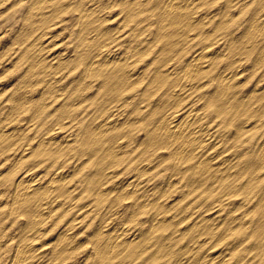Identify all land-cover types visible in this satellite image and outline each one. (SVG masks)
Returning <instances> with one entry per match:
<instances>
[{"label": "rangeland", "instance_id": "obj_1", "mask_svg": "<svg viewBox=\"0 0 264 264\" xmlns=\"http://www.w3.org/2000/svg\"><path fill=\"white\" fill-rule=\"evenodd\" d=\"M196 6L195 26L168 43L159 36L154 0H0V264H13L17 249L33 239L36 248L25 264H202L214 255L215 264H264L255 236L264 190L258 177H264V170L248 180L253 159L264 146V30H257L264 18V0H199ZM248 33L254 38L240 49ZM204 47L220 55L205 60L185 91L164 95L167 85L158 84L157 72L171 62L175 66L168 72L178 76ZM101 51L115 56L114 64L130 69L131 77L105 81L109 73L89 75L92 56ZM224 79L230 80L229 88L221 90L217 86ZM247 99L252 106L239 109L232 119V103ZM220 107L226 112L219 114ZM170 109L198 115L205 136L213 135L195 157L180 161L171 149H153L150 131ZM106 119H112L116 128L104 136L94 134ZM47 137L56 143L46 147ZM121 140L118 156L106 155ZM206 151L218 156L221 164L216 173L200 178L193 168ZM60 170L65 187L51 194L58 204L52 203L51 215L44 217L37 235L25 211L13 208L18 181L35 176L44 185ZM106 171L112 174L104 179ZM130 183L141 193L125 187ZM102 185H107V194L98 197ZM122 226L137 233L130 248L100 253L108 233ZM64 236L69 244L58 247Z\"/></svg>", "mask_w": 264, "mask_h": 264}, {"label": "bare ground", "instance_id": "obj_2", "mask_svg": "<svg viewBox=\"0 0 264 264\" xmlns=\"http://www.w3.org/2000/svg\"><path fill=\"white\" fill-rule=\"evenodd\" d=\"M141 1V0H140ZM197 1H199V0H154V9H156V15H157V17L159 18V20H160V23H161V25H160V27H159V30H160V37H164V38H167L168 39V43H172V39L173 38H175V37H177L178 35H182L184 32H186V29H188L189 27H192V26H195V21H197L196 19V16L199 14V11H198V9H197V6H196V4H197ZM143 2V1H142ZM205 2V1H204ZM206 2H208V1H206ZM59 3H61V2H59ZM146 3V2H145ZM140 4V3H139ZM60 5H62V4H60ZM146 5V4H145ZM144 5V6H145ZM200 5V4H199ZM49 7H50V5H49ZM41 8V7H40ZM57 8H58V6H57ZM54 9V8H53ZM59 9V8H58ZM139 10V9H138ZM263 11V10H262ZM40 12V11H39ZM263 14L264 13H262V16H263ZM261 15V14H260ZM261 17V16H260ZM259 17V18H260ZM250 18V17H249ZM108 19V18H107ZM202 19V18H201ZM255 19H257V17L255 18ZM143 21V20H142ZM260 22H261V28H259V29H257L258 31H262V30H264V18L263 17H261V20H260ZM42 26V25H41ZM98 31H99V29H98ZM131 31H132V29H131ZM255 31H256V29H255ZM102 34H103V32H102ZM104 34H106V33H104ZM146 34V33H145ZM99 35V34H98ZM192 35V34H191ZM254 33H251L250 35H249V33H248V35H246L243 39H242V43L240 44L239 43V45H240V49H244V48H246L251 42H252V40H253V38H254ZM103 36V35H102ZM138 36V35H137ZM233 36V35H232ZM145 38V37H144ZM145 41V40H144ZM233 42H235V41H233ZM49 43V42H48ZM93 43V42H92ZM108 43V42H107ZM247 43H249L248 45H247ZM42 44V43H41ZM104 44V43H103ZM106 44V43H105ZM111 44V43H110ZM107 45V44H106ZM168 45V44H167ZM103 46V45H102ZM78 48V47H77ZM203 49V48H202ZM201 49V50H202ZM41 50V49H40ZM167 50V49H166ZM26 51V50H25ZM104 51V50H103ZM103 51H101V52H99V53H97L95 56H92L93 58L91 59V61H90V63H89V65L87 66V71H88V74L89 75H94V74H96V73H98V74H106V73H109L108 74V76H106V78L104 79L105 81H107L108 79H112V76L114 77V78H121V80L122 81H127L130 77H131V74H130V71L129 70H127V68H124L123 66H122V64L121 65H117L118 63H115L114 64V62H115V56H114V58L112 57V54L111 53H103ZM129 52V51H128ZM260 52H262L261 50H260ZM259 52V53H260ZM16 53V52H15ZM218 54L220 55V53L217 51V50H215V49H213V48H205L204 47V49L201 51V52H199L198 54H196L190 61H189V63L184 67V69L182 70V73H178V76H175V77H173V76H170V72H168V70L169 69H171L172 67L174 68V66L175 65H173V66H170V63H168V64H166L165 65V68H164V71L163 70H159L158 72H157V74H156V80H157V82H158V84L159 85H167V87H166V90H165V92H164V95H172V93H175L176 95H177V93H180V92H183V91H185L186 90V87H187V84H189L188 82H192V81H194L195 79H197V77H198V75H199V73L201 72V69H199V68H202L201 67V65L202 64H204L205 63V60L207 61V60H209V59H213V58H216V57H218ZM222 54V53H221ZM229 54V53H228ZM48 55V54H47ZM90 55H92V54H90ZM225 55V54H224ZM117 56V55H116ZM170 56H168V58H169ZM52 60H53V58H52ZM56 60V59H55ZM174 60V59H173ZM54 61V60H53ZM140 61V60H139ZM41 62V61H40ZM54 63V62H53ZM172 63H174L175 64V62H172ZM75 64V63H74ZM230 64V63H229ZM41 65V64H40ZM54 65V64H53ZM1 68V67H0ZM62 69V68H61ZM109 71H111V72H109ZM170 71V70H169ZM5 73V72H4ZM133 73V72H132ZM240 74V73H239ZM177 75V74H176ZM228 77V76H227ZM231 77H233V75L231 76ZM40 79V78H39ZM132 79V78H131ZM34 81H36L35 79H34ZM34 81H32V82H34ZM207 81H208V79H207ZM229 79L226 81V79H224V80H221L220 82V84H219V86H217L219 89H221V90H224L225 88H227L229 85ZM133 82V81H132ZM28 83V82H27ZM128 83V82H127ZM126 83V84H127ZM168 83V84H167ZM231 83V82H230ZM112 82H111V84H110V88L112 87ZM124 85V84H123ZM105 88V87H104ZM106 88H107V86H106ZM229 88V87H228ZM227 88V89H228ZM164 90V89H163ZM220 90V91H221ZM102 94V93H101ZM232 94V93H231ZM77 95V94H76ZM184 95V94H183ZM229 95H230V93H229ZM179 96V95H178ZM231 96H234V94L233 95H231ZM254 97V96H253ZM233 98V97H232ZM261 98V97H260ZM264 99V98H263ZM262 99V100H263ZM24 100H25V98H24ZM38 100V99H37ZM225 100H226V98H225ZM231 100V99H230ZM241 100H244V98L243 99H241ZM241 100H236V101H234L233 103H232V108L234 109V111H232L233 112V115H232V119H233V117H234V119L236 118V116H237V112H238V110L239 109H242V110H245L246 108H248V106H252L251 105V102L252 101H248V99H247V101H241ZM26 101V100H25ZM145 101V100H144ZM240 101H241V103H240ZM163 103H164V101H163ZM219 103V102H218ZM255 103V102H254ZM264 103V102H263ZM212 104H213V102H212ZM222 104H226V102L225 103H222ZM220 105V104H219ZM218 105V106H219ZM160 107V106H159ZM258 107V106H257ZM174 109V108H173ZM173 109H170V110H168L163 116H161L160 117V119H158L157 120V122L155 123V125H153V128L151 129V131H150V134H151V137H152V139H153V141H152V143H151V145H152V147H153V149H155V148H162V147H164V148H168V149H171L172 150V154H173V156L175 157V158H177V159H179L180 161H182V160H187V159H189V158H192V157H195L196 155V153H194V152H196L198 149H201L204 145H206V143H208L210 140H211V138L213 137V135H212V137L210 138V137H208L207 135L205 136V134H204V129L202 128V126H201V124L199 123L200 121L199 120H201V119H198L196 116H198V115H196V116H193L194 114H192V113H187V114H178V112L177 111H175V110H173ZM217 110H219V109H221V110H219L218 111V113L220 114V113H224V112H226V107H220L219 109L218 108H216ZM254 109H255V107H254ZM154 110V109H153ZM152 110V111H153ZM156 110V109H155ZM230 110V109H229ZM228 110V111H229ZM246 111V110H245ZM259 111V110H258ZM103 112V111H102ZM151 112V111H150ZM149 112V113H150ZM156 112V111H155ZM55 113V112H54ZM152 113V112H151ZM162 113V112H161ZM228 113V112H227ZM227 113H225L224 115H225V117H226V120H228L227 119ZM236 113V114H235ZM247 113V112H246ZM253 113V112H252ZM251 113V114H252ZM250 114V115H251ZM257 114V113H256ZM66 115V114H65ZM158 115H159V113H158ZM223 115V116H224ZM149 116V115H148ZM251 117H254V116H251ZM155 118V117H154ZM201 118V117H200ZM230 118V119H231ZM242 118V117H241ZM225 119V118H224ZM224 119H223V121H224ZM229 119V120H230ZM102 120V119H101ZM150 120V119H149ZM155 121V120H154ZM240 121H242V122H244L243 121V118L240 120ZM263 121V120H262ZM100 122V121H99ZM115 122V121H114ZM258 122V121H257ZM154 123V122H153ZM227 123H228V121H227ZM226 124V123H225ZM225 124H224V126H225ZM232 124V123H231ZM234 124V123H233ZM238 124H239V122H238ZM248 124H250V122L248 123ZM242 125V123L239 125V127ZM253 125H255V124H253ZM260 125H263L262 123L260 124ZM234 126L236 127V125L234 124ZM248 126V125H247ZM258 126V125H257ZM226 127H228V126H226ZM114 128H116V125L115 124H113V121H112V119H110V120H108V119H106L105 121H104V123H103V125H101V126H99V128L96 130V132L94 133V134H96V135H99V136H104V135H106V132H108V131H110V130H113ZM248 128V127H247ZM250 128V127H249ZM260 128V127H259ZM262 128V127H261ZM260 128V129H261ZM264 128V127H263ZM95 129V128H94ZM242 129L244 130V128L242 127ZM252 129V128H251ZM250 129V130H251ZM86 130V129H85ZM126 130V129H125ZM230 130V129H229ZM232 130V129H231ZM253 130V133H254V131L256 130V129H252ZM262 130V129H261ZM223 131H225V129L223 130ZM258 131V130H257ZM264 131V130H263ZM87 132H88V130H87ZM116 132V131H115ZM225 132H227V131H225ZM122 133V132H121ZM208 134V133H207ZM204 135V136H203ZM210 135V134H209ZM240 135V134H239ZM219 136V135H218ZM83 137V136H82ZM48 138V137H47ZM54 138V137H53ZM120 138H121V136H120ZM82 139V138H81ZM113 140H114V138H113ZM117 140H118V138H117ZM124 140V139H123ZM54 140H52V139H50L49 140V138L46 140V141H44V143H46L47 145H46V147H48L49 145H50V143H52ZM115 141V140H114ZM247 141H248V139H247ZM29 142V141H28ZM55 142V141H54ZM211 142H212V140H211ZM210 142V143H211ZM235 142V141H234ZM233 142V143H234ZM56 143V142H55ZM107 143H109V141L107 142ZM122 143H123V141L121 140L120 142H117L115 145H113V146H111L107 151H106V155H108V156H111V158L112 159H114V158H116L117 156H118V152H119V150H120V147H122ZM125 143V142H124ZM29 144V143H28ZM40 144H42V143H40ZM65 144V143H64ZM242 144H244V143H242ZM107 145V144H106ZM109 145V144H108ZM124 145V144H123ZM262 145V144H261ZM264 145V144H263ZM39 146H41V145H39ZM99 145H97V147H98ZM224 146V145H223ZM106 147V146H105ZM109 147V146H108ZM240 147H242V146H240ZM263 147V149H262V153L261 154H258V155H256V157L253 159V165H252V167L251 168H249V178H248V180L249 181H252V180H254L255 178H257V176L259 175L258 173L261 171V170H264V146H262ZM76 148H77V146H76ZM95 148V147H94ZM107 148V147H106ZM204 148H205V146H204ZM233 148V147H232ZM40 149V148H39ZM97 149V148H96ZM230 149H231V147H230ZM89 150V149H88ZM88 150H87V152H88ZM100 149L98 148V151H99ZM101 150H102V148H101ZM238 150V149H237ZM36 151V150H35ZM84 151V150H83ZM86 151V150H85ZM90 151V150H89ZM93 151V155H94V152H95V150L93 149L92 150ZM91 151V152H92ZM202 151H203V149H202ZM261 151V150H260ZM90 152V153H91ZM233 152V151H232ZM235 152H236V150H235ZM198 153V152H197ZM200 153H202V152H200ZM199 153V154H200ZM89 154V153H88ZM203 154V153H202ZM249 154H250V152H249ZM87 155V154H86ZM120 155V154H119ZM201 155V154H200ZM199 155V156H200ZM213 155V154H212ZM212 155H210V152L208 151H206L203 155H202V157L199 159V161H198V163L194 166V168H193V174L195 175H197L198 177H203V176H210V174L209 173H211V172H214V173H216V171H217V167L216 166H218L219 164H221V163H219L220 161L218 160L219 158H218V156H212ZM198 156V157H199ZM24 157V156H23ZM233 157H234V154H233ZM235 158V157H234ZM252 159V158H251ZM102 160L103 161H106V157L105 158H102ZM229 160V159H228ZM245 160H246V158H245ZM98 161V160H97ZM252 161V160H251ZM115 162V161H114ZM225 162L226 161H224V164H225ZM229 163H230V161H228ZM232 163V162H231ZM98 164L99 165H101V166H103L102 164H104V163H102V161L101 162H98ZM147 164V163H146ZM150 164V163H149ZM228 164V163H227ZM226 164V165H227ZM190 165V164H189ZM230 165V164H229ZM234 165H235V163H234ZM248 165V164H247ZM152 166V165H151ZM228 166V165H227ZM233 166V165H232ZM245 166V165H244ZM118 167V166H117ZM147 167H149V166H147ZM146 167V168H147ZM185 167V166H184ZM219 167H220V165H219ZM112 167H109L108 169H111ZM143 168H144V166H143ZM142 168V169H143ZM230 168V167H229ZM229 168H226V169H229ZM233 168H234V166H233ZM243 168V167H242ZM148 169H150V167L148 168ZM223 169V168H222ZM221 169V170H222ZM225 169V170H226ZM1 170V169H0ZM189 170V169H188ZM195 170V171H194ZM215 170V171H214ZM220 170V171H221ZM239 170V169H238ZM237 170V171H238ZM243 170V169H242ZM97 171H98V169H97ZM219 171V170H218ZM236 171V170H235ZM231 172V171H230ZM32 173V172H31ZM98 173V172H97ZM97 173H96V175H95V177L97 176ZM179 173V172H178ZM51 174H53V173H51ZM50 174V175H51ZM112 174V171H106L105 173H104V176L102 177V178H104V179H106V178H110V175ZM114 174V173H113ZM207 174H209V175H207ZM211 174H213V173H211ZM246 174V173H245ZM29 175V174H28ZM31 176H32V174H30ZM64 171H61L60 170V172H58L57 171V173L56 174H54V176L50 179V180H48V182L47 183H44V185H43V183L42 182H44V181H42V182H39V181H41V180H39L40 179V177H38V179L34 176V177H31V178H26V177H20L21 179L18 181V186H17V191H16V193H15V196H14V202H13V208L15 209V210H17V211H19L20 209H22V210H24L25 211V213H26V215H28L29 216V218H30V220H31V222L33 223V225L35 224V232H36V234L37 233H39L40 234V230H41V226H42V222H43V220H44V217L46 216V215H51V211H52V209L54 208H52V203H54L55 201H53V199L51 198V194L53 193V192H55V191H60V190H63L64 189V187H65V182L63 181L64 180ZM222 175H223V173H222ZM262 175V174H261ZM1 176V175H0ZM263 176V175H262ZM261 176V177H262ZM43 177V176H42ZM42 177H41V179H42ZM49 177V176H48ZM47 177V178H48ZM70 177V176H69ZM118 177V176H117ZM122 177V176H121ZM260 176L258 177V179H260L261 180V182L262 181H264V177L263 178H261ZM119 178V177H118ZM204 178V177H203ZM202 178V179H203ZM112 179H114V178H112ZM132 179V178H131ZM181 179V178H180ZM206 179V178H205ZM257 179V180H258ZM94 180V179H93ZM92 180V184H93V181ZM101 180V179H100ZM191 180V179H190ZM201 180V179H200ZM204 180V179H203ZM203 180H201V181H203ZM113 181V180H112ZM206 181V180H205ZM238 181V180H237ZM248 181V182H249ZM133 183H134V181H132ZM141 182V181H140ZM144 182V181H143ZM214 182V181H213ZM217 182V181H216ZM229 182V181H228ZM247 182V181H246ZM108 183V182H107ZM133 183H130L131 185H127V186H125V187H127V188H129L130 186V191H135V190H137L138 189V191H139V193H141L140 192V189L138 188L139 186L138 185H133L132 186V184ZM180 183V182H179ZM203 183V182H202ZM220 183V182H219ZM236 183V182H235ZM205 184V183H204ZM212 184V183H211ZM240 184V183H239ZM239 184H237V185H239ZM243 184V183H242ZM245 184V183H244ZM252 184H253V182H252ZM209 185H210V183H209ZM213 186L215 185L214 183L212 184ZM211 185V186H212ZM107 185H102L101 187H100V189L98 190V192H97V196L99 197V196H105L106 194H107V191H105V187H106ZM212 186V187H213ZM232 186V185H231ZM231 186H229V187H231ZM245 186H247V184L245 185ZM95 187V186H94ZM189 187V186H188ZM207 187V186H206ZM215 187H217V186H215ZM236 187V186H235ZM241 187H243V186H241ZM240 187V188H241ZM41 188V189H40ZM67 188V187H66ZM96 188V187H95ZM222 188H224V187H222ZM222 188L220 189V190H222ZM43 189H45V190H43ZM43 191V192H40V191ZM67 190V189H66ZM92 191H93V189H91ZM90 190V191H91ZM95 190V189H94ZM189 190V189H188ZM207 190H208V188H207ZM213 190H214V187H213ZM212 190V191H213ZM218 190V189H217ZM219 190V191H220ZM241 190V189H240ZM91 191V192H92ZM128 191V190H127ZM126 191V192H127ZM194 191V190H193ZM211 191V190H210ZM211 191V192H212ZM216 191V190H215ZM244 191V190H243ZM63 192V191H62ZM192 192V191H191ZM200 192H203V191H199L198 192V194L200 195ZM135 193H137V192H135ZM193 193V192H192ZM219 193V192H218ZM67 194V193H66ZM198 194H196V196L198 195ZM203 194V193H202ZM212 194V193H211ZM64 195V194H63ZM144 195V194H143ZM218 195V194H217ZM220 195H221V191H220ZM229 195V194H228ZM135 196H137V194L135 195ZM222 196V195H221ZM224 196H227L226 195V193H225V195ZM259 196V195H258ZM100 197V198H101ZM129 197V196H128ZM145 197V196H144ZM144 197L143 196H141V197H139L138 196V199L139 198H143V201H144ZM169 197V196H168ZM171 197V196H170ZM57 198V197H56ZM135 198V200H136V197H134ZM196 198H199V196L198 197H196ZM196 198H195V200H196ZM202 198V197H201ZM215 198V197H214ZM217 198H218V196H217ZM216 198V199H217ZM220 198V197H219ZM228 198V197H227ZM99 199V198H98ZM158 199V198H157ZM222 200H223V197L221 198ZM260 199V201H259V204H258V215H260L259 216V219H260V223H259V225L256 227L257 229H256V231H255V236H256V240H257V244H258V246L264 251V190H263V192H262V195H261V197L259 198ZM58 200V199H57ZM134 200V201H135ZM165 200V199H164ZM215 200V199H214ZM220 200V199H219ZM138 201V200H137ZM142 201V202H143ZM146 201V200H145ZM144 201V202H145ZM152 201V200H151ZM171 201V200H170ZM190 201H192V200H190ZM57 202V201H56ZM55 202V203H56ZM143 202V203H144ZM149 202V201H148ZM167 202H169V201H167ZM197 202H198V200H197ZM218 202V201H217ZM225 202V201H224ZM134 203H136V202H134ZM223 202H221V204H222ZM248 203V202H247ZM253 203V202H252ZM57 204H58V202H57ZM93 205H94V203H92ZM95 204H97L96 202H95ZM99 204V203H98ZM161 204V203H160ZM166 205H167V203H165ZM178 204V203H177ZM201 204H202V202H201ZM201 204H199V205H201ZM228 204V203H227ZM59 205H60V203H59ZM134 205V204H133ZM165 205V206H166ZM203 205V204H202ZM54 206V205H53ZM147 206V205H146ZM217 206V205H216ZM245 206V205H244ZM56 207V206H55ZM67 207V206H66ZM133 207V206H132ZM139 207H140V204H139ZM167 208H168V206H166ZM209 207V206H208ZM95 208V207H94ZM166 208V209H167ZM186 208V207H185ZM241 208V207H240ZM174 209V208H173ZM211 209V208H210ZM218 209V208H217ZM11 210V209H10ZM135 210H136V208H135ZM169 210L170 209H168V213H169ZM208 210V209H207ZM142 211V210H141ZM219 211V210H218ZM254 211V210H253ZM55 212V211H54ZM176 212V211H175ZM243 212V211H242ZM250 212V211H249ZM173 213H174V211H173ZM197 213V212H196ZM241 213V212H240ZM79 214V213H78ZM178 214V213H177ZM253 214V213H252ZM255 214V213H254ZM58 215V214H57ZM191 215V214H190ZM193 215H194V213H193ZM230 215V214H229ZM173 216V218H175L174 217V214L172 215ZM179 216H181L180 214H179ZM159 217H161V216H159ZM169 217V216H168ZM170 217H171V215H170ZM169 217V218H170ZM178 217V216H177ZM182 217V216H181ZM189 217H191V216H189ZM235 217V216H234ZM253 217V216H252ZM77 218H78V215H77ZM84 218V217H83ZM172 218V219H173ZM213 218V217H212ZM232 218V217H231ZM237 218V217H236ZM235 218V219H236ZM159 219V218H158ZM162 219V218H161ZM166 219V218H165ZM203 219H205V218H203ZM239 219V218H238ZM29 220V221H30ZM163 220H164V218H163ZM174 220V219H173ZM241 220V219H240ZM161 221V220H160ZM226 221V220H225ZM225 221H224V223H225ZM188 222V221H187ZM232 222V221H231ZM240 222V221H239ZM245 222V221H244ZM171 223H173V221L171 222ZM199 223V222H198ZM233 223V222H232ZM246 223V222H245ZM137 224V223H136ZM158 224V223H157ZM163 224V223H162ZM204 224H205V221H204ZM229 225H230V223H228ZM227 224V225H228ZM154 225H155V223H154ZM175 225H177V224H175ZM207 225H208V223H207ZM237 225H240V224H237ZM236 225V226H237ZM243 225H244V223H243ZM242 225V226H243ZM115 226V225H114ZM152 226H153V222H152ZM169 226V225H168ZM200 226V225H199ZM219 226V225H218ZM233 226V225H232ZM232 226H230L231 227V229H232ZM131 227V226H130ZM170 227V226H169ZM223 228H224V226H222ZM235 227V226H234ZM240 227V226H239ZM244 227V226H243ZM248 227V226H247ZM29 228V227H28ZM173 228H175V227H173ZM202 228V227H201ZM238 228V227H237ZM255 228V227H254ZM149 229V228H148ZM215 229V228H214ZM226 229V228H225ZM234 229V228H233ZM239 229V228H238ZM101 230V229H100ZM150 230V229H149ZM165 230H168V227H167V229L165 228ZM178 230L179 229H177V232H178ZM189 230V229H188ZM187 230V231H188ZM212 230H213V228H212ZM222 230V229H221ZM220 230V231H221ZM151 231V230H150ZM156 231V230H155ZM154 231V232H155ZM171 231V230H170ZM170 231H169V235H170ZM228 231H229V229H228ZM101 232H102V230H101ZM136 231H132L130 228H125V227H119V228H117V229H114L113 231H110L108 234L110 235L109 236V238H108V240L104 243V245H100V247H99V251H100V253H103L104 251H105V249H113V250H115V251H119V252H123L124 250H126L127 251V248L129 247L130 248V245H132L133 243H134V241L136 240V237H137V233H135ZM148 231H146V233H147ZM152 232V231H151ZM153 232V233H154ZM176 232V233H177ZM186 232V231H185ZM204 233H205V231H203ZM217 232H218V229H217ZM244 231H242V234L244 235V233H243ZM104 233V232H103ZM106 233H107V231H106ZM146 233H144V234H146ZM166 233V232H165ZM184 232H182L181 231V234H183ZM196 233V232H195ZM200 233H202V232H200ZM105 234V233H104ZM174 234V233H173ZM172 234V235H173ZM203 234V233H202ZM220 234V233H219ZM227 234V233H226ZM240 234V233H239ZM38 235V234H37ZM37 235H35V236H33V238L34 237H37ZM159 235V234H158ZM162 235V234H161ZM165 235V234H164ZM168 235V234H167ZM186 235H188L187 233H186ZM40 236V235H39ZM104 236V235H103ZM179 236H181V235H179ZM196 236V235H195ZM214 236V235H213ZM240 236H241V234H240ZM96 237V236H95ZM99 237H100V233H99ZM159 236H157V238H158ZM170 237V236H169ZM189 237V236H188ZM144 238V237H143ZM171 238V237H170ZM175 238V236L172 238V240ZM182 238V237H181ZM191 238H192V236H191ZM191 238H188L189 239V241H190V239ZM217 238V237H216ZM216 238H215V240H216ZM225 238H226V236H225ZM67 239V237L65 238V236L64 237H62L59 241H58V243H57V246L58 247H61L62 245H65V246H62V247H64V248H66V244H69L68 242L69 241H67L66 240ZM159 239V238H158ZM195 239V238H194ZM219 239V238H218ZM223 239V238H222ZM141 240H142V238H141ZM169 240V239H168ZM176 242H180V241H178V239H177V236H176ZM175 240H174V243L175 244H173L172 243V246H171V248L174 246V245H176V242H175ZM245 240V239H244ZM139 241H140V238H139ZM143 241V240H142ZM145 241V240H144ZM143 241V242H144ZM167 241V240H166ZM192 241H193V239H192ZM191 241V242H192ZM149 242V241H148ZM171 242H173V241H171ZM35 239H33L32 241H30V242H28L27 244H25L24 246H21V247H19L18 249H17V251H16V254H15V261H14V263L13 262H11V263H13V264H25V262H26V260L28 259V257L30 256V253H32L34 250H35ZM152 243V242H151ZM188 243H190V242H188ZM227 243V242H226ZM245 243V242H244ZM136 244V243H135ZM142 244V243H141ZM146 244H147V242L145 243V246H146ZM154 244V243H153ZM169 244V243H168ZM171 244V243H170ZM191 244V243H190ZM252 244V243H251ZM73 245V244H72ZM144 245V244H143ZM150 245V244H149ZM163 245V244H162ZM227 245V244H226ZM231 245V244H230ZM243 245V244H242ZM67 246H69V245H67ZM170 246V245H169ZM168 246V247H169ZM190 246V245H189ZM191 246H193V244L191 245ZM72 247V246H71ZM135 247H137V246H135ZM151 247H153V246H151ZM150 247V248H151ZM179 247V246H178ZM198 247V246H197ZM227 247V246H226ZM244 247V246H243ZM39 248V247H38ZM37 248V249H38ZM69 248V247H68ZM144 248H146V247H144ZM186 248V247H185ZM188 248H190V247H188ZM188 248L186 249V250H188ZM193 249H194V247H192ZM199 248V247H198ZM234 248V247H233ZM254 248V247H253ZM40 249V248H39ZM195 249H196V246H195ZM227 249H229V248H227ZM97 250V249H96ZM157 250V249H156ZM169 250V249H168ZM175 250H176V248H175ZM231 250V249H230ZM37 251V250H36ZM134 251V250H133ZM136 251V250H135ZM158 251H159V249H158ZM161 251H162V249H161ZM191 251V250H190ZM248 251V250H247ZM169 252H171V251H169ZM213 252V251H212ZM15 253V252H14ZM130 253V252H129ZM128 253V254H129ZM143 253V252H142ZM181 253L183 254L184 252H182L181 251ZM181 253H178V258H179V254H181ZM190 253H192V252H190ZM193 253H194V251H193ZM209 253H210V251H209ZM36 254V253H35ZM144 254V253H143ZM142 254V255H143ZM149 254V253H148ZM162 254V253H161ZM264 254V253H263ZM137 255V254H136ZM163 255V254H162ZM167 255V254H166ZM171 255V254H170ZM176 255V254H175ZM195 255V254H194ZM208 255V254H207ZM211 254H209V256H210ZM128 255H125L124 256V258L126 257V258H128L127 257ZM182 256V255H181ZM180 256V257H181ZM183 256H185L184 254H183ZM215 256V255H214ZM214 256H213V259H204L203 261H202V264H215V260H214ZM221 256V255H220ZM219 255H218V257H220ZM122 257V256H121ZM143 257V256H142ZM165 256L163 255V258H164ZM172 257V256H171ZM192 257V256H191ZM238 257V256H237ZM34 258V257H33ZM123 258V259H124ZM130 258V257H129ZM162 258V259H163ZM190 258V257H189ZM193 258H196V255L193 257ZM224 258H225V256H224ZM227 258H229L230 259V257H227ZM226 258V259H227ZM5 259V258H4ZM136 259V258H135ZM167 259V258H166ZM216 259H217V257H216ZM222 259V258H221ZM228 259V260H229ZM108 260V259H107ZM168 261L170 260V258L169 259H167ZM175 260H176V257H175ZM180 260H181V258H180ZM179 260V261H180ZM182 260H183V257H182ZM185 260H187V258L185 259ZM193 260V259H192ZM219 260H220V258H219ZM130 261V260H129ZM134 261V260H133ZM164 261V260H163ZM221 261V260H220ZM162 262V261H161ZM182 262V261H181ZM186 262V261H185ZM184 261H183V263H185ZM189 262V261H188ZM191 262V261H190ZM193 262V261H192ZM195 262H196V260H195ZM217 262H218V260H217ZM224 262V261H223ZM132 263V262H131ZM130 263V264H131ZM164 263V262H163ZM222 264V263H221ZM231 264H234V261H233V263H231Z\"/></svg>", "mask_w": 264, "mask_h": 264}]
</instances>
